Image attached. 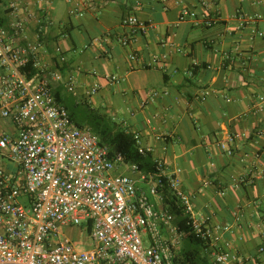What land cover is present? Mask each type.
<instances>
[{"label":"crops","instance_id":"1","mask_svg":"<svg viewBox=\"0 0 264 264\" xmlns=\"http://www.w3.org/2000/svg\"><path fill=\"white\" fill-rule=\"evenodd\" d=\"M183 7L196 18L181 21ZM129 14L146 30L123 26ZM12 21L25 23L19 42L24 35L39 41L43 65L61 72L63 79L52 81L58 100L67 88L86 108L78 125L138 133L151 160H163L164 172L175 173L191 195L195 217L229 226L231 248L246 264H264V0H0V26ZM94 84L100 89L91 94ZM0 132L15 127L0 119ZM185 240L177 250L183 260L191 248ZM203 252L196 260L211 264Z\"/></svg>","mask_w":264,"mask_h":264},{"label":"built area","instance_id":"2","mask_svg":"<svg viewBox=\"0 0 264 264\" xmlns=\"http://www.w3.org/2000/svg\"><path fill=\"white\" fill-rule=\"evenodd\" d=\"M71 12L83 15L76 8ZM196 16L183 7L179 19ZM122 25L132 32L148 26L134 14L124 16ZM25 30L22 21L0 26V119L15 127L14 133L0 132V264H185L177 250L186 232L174 225L173 204L208 245L211 264H246L224 238L230 227L198 220L191 195L175 173L164 172L163 160H155V171H142L71 118L52 86L63 79L61 72L43 65L39 41L24 35L19 42ZM130 38L123 36L122 44ZM55 53L60 63L66 60L60 46ZM29 68L35 69L32 75ZM99 89L94 84L90 93ZM134 137L139 152L149 153L139 134ZM221 147L233 154L227 142ZM153 197L167 204L159 207ZM73 225L91 227L90 248H80L64 231Z\"/></svg>","mask_w":264,"mask_h":264},{"label":"trees","instance_id":"3","mask_svg":"<svg viewBox=\"0 0 264 264\" xmlns=\"http://www.w3.org/2000/svg\"><path fill=\"white\" fill-rule=\"evenodd\" d=\"M30 70V68H29ZM35 70L30 71L29 73L33 74ZM31 74V75H32ZM97 128V127H96ZM102 134H104L102 140L108 143L113 152L122 153L129 162L137 163L141 170L145 172H153L155 171V162L151 160L149 153L141 154L138 149V144L134 137V134L131 132H127L123 129H117L113 133L109 130H102ZM172 212L178 215L177 222L179 224V228L186 232V238L189 243L198 244L199 248L185 250L184 251V263L185 264H196V258L201 259L200 251L208 250V245L205 243L203 239L196 236L193 232L192 226L187 224L189 217L186 216L183 211L177 208L174 204L172 205ZM91 230L89 226L88 232ZM186 260V261H185Z\"/></svg>","mask_w":264,"mask_h":264},{"label":"rangeland","instance_id":"4","mask_svg":"<svg viewBox=\"0 0 264 264\" xmlns=\"http://www.w3.org/2000/svg\"><path fill=\"white\" fill-rule=\"evenodd\" d=\"M62 92V101H60L63 105H65L73 118V120L76 123L83 124V121L81 120V113L85 111V107H82L81 105H76L77 98L74 95L73 91H69L67 88H63L61 90ZM94 131L97 132L102 139L104 134H102L100 131H97L96 128H94ZM64 231L69 235L75 243L83 249L90 248L92 246L91 237H89V232L82 228L81 225H73L72 227H67L64 229ZM186 243L189 244V246L193 249L199 248L198 244L196 243H189L187 240H185ZM204 253L203 251H200V254ZM196 264H199V261H196Z\"/></svg>","mask_w":264,"mask_h":264}]
</instances>
